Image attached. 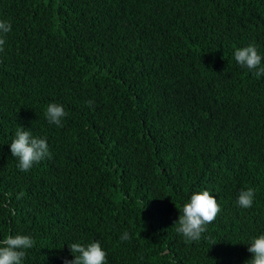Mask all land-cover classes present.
<instances>
[{"label":"trees","instance_id":"trees-1","mask_svg":"<svg viewBox=\"0 0 264 264\" xmlns=\"http://www.w3.org/2000/svg\"><path fill=\"white\" fill-rule=\"evenodd\" d=\"M0 20L11 23L0 240L33 238L23 264H65L69 244L93 241L107 264L252 258L248 243L264 234V75L234 52L255 45L264 57V0H0ZM52 102L68 113L60 127L45 116ZM18 126L51 153L28 171L10 149ZM204 190L221 211L185 242L174 223Z\"/></svg>","mask_w":264,"mask_h":264},{"label":"clouds","instance_id":"clouds-1","mask_svg":"<svg viewBox=\"0 0 264 264\" xmlns=\"http://www.w3.org/2000/svg\"><path fill=\"white\" fill-rule=\"evenodd\" d=\"M11 31V23L7 20H0V52L4 51L3 45L6 43V36ZM236 62L250 70L253 75L260 77L264 75V64L262 57L255 45L237 48L234 52ZM89 105L93 103L88 102ZM68 113L62 104L52 102L47 105L45 116L49 124L58 127L62 126V120ZM11 153L18 160V168L21 171L30 170L34 164L39 163L44 158H50L47 138L34 137L31 129L18 126L14 139L10 142ZM255 189L249 187L242 189L238 194L237 204L242 208H250L254 203ZM221 211L216 197L209 191L195 192L191 195L190 201L185 203L180 211L176 225V232L181 234L185 242H194L201 239L207 230V225L212 223L217 214ZM130 239L129 233L125 232L121 240ZM34 240L29 235H9L0 240V264H23L26 256V249L34 246ZM248 247L252 253V258L246 264H264V234L253 237ZM74 259L66 260L65 264H107V253L103 250L99 241L89 244L81 243L69 244Z\"/></svg>","mask_w":264,"mask_h":264}]
</instances>
